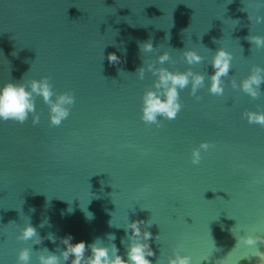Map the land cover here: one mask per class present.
<instances>
[{"label": "water", "instance_id": "obj_1", "mask_svg": "<svg viewBox=\"0 0 264 264\" xmlns=\"http://www.w3.org/2000/svg\"><path fill=\"white\" fill-rule=\"evenodd\" d=\"M257 16L264 0H0V86L47 76L76 101L59 127L39 97L38 125L0 121V264H16L24 247L32 264L45 248L59 255L69 234L72 243H115L126 258L123 226L135 220L152 221V264H166L177 246L194 264H259L237 240L264 235V128L241 116L264 111V84L252 100L227 83L264 67V49L247 39L264 36ZM146 42L153 53L141 51ZM219 47L234 57L224 96H210L206 80L199 100L190 86L180 93L175 120L141 122L155 79H137L144 60L168 51L163 66L185 71L180 52L194 49L204 61L192 70L211 75ZM110 53L121 62L110 64ZM201 142L214 147L194 166ZM28 222L41 244L16 239Z\"/></svg>", "mask_w": 264, "mask_h": 264}, {"label": "clouds", "instance_id": "obj_2", "mask_svg": "<svg viewBox=\"0 0 264 264\" xmlns=\"http://www.w3.org/2000/svg\"><path fill=\"white\" fill-rule=\"evenodd\" d=\"M255 19L257 24L264 23V16H257ZM247 39L256 50L264 49V36L252 35ZM140 48L143 53H153L155 50L151 42L143 43ZM180 53L183 62L189 66L185 71H171L163 66L172 60L168 51L157 55L153 62L144 60V66L136 70V77L139 80H143L146 73H150L155 78L151 88L146 90L141 98L140 120L145 125H155L159 128L162 120H175L183 107L180 93L189 86V96L197 100L200 99L197 93L205 87L206 80L207 93L210 96L222 97L225 94L226 78L233 67L234 57L231 52L219 47L213 53L210 61L213 70L211 75L192 70L191 66L204 61V57L198 51L187 48ZM107 59L113 65L121 62L120 57L115 53H110ZM227 83L231 84L232 89H238L252 100H257L262 94L260 86L264 84V67H253L249 75L239 83L234 78ZM37 97L48 106L49 124L53 127H59L69 117L70 109L76 102L74 94L70 91L57 94L47 76L39 80L30 79L27 82H8L0 86V121L24 124L31 117L32 125H38L40 118L36 114ZM241 116L249 125L264 128V111L245 110ZM212 147L214 145L208 142H201L194 147L191 150V164L198 166L202 160V152H207ZM86 218L90 220L94 216L92 213H86ZM151 225V220H135L123 226L129 241L126 258L119 254V248L115 243L107 246L99 238L91 244H86L83 240L72 243L73 237L69 234L61 240L64 248L59 255L45 248L38 255L37 264H152L149 258L155 253L148 241L153 239V235L147 230ZM43 226L41 224V227ZM109 226H115L112 220L109 221ZM107 238L112 241L116 239L114 234H108ZM16 239L21 242L31 241L32 245L42 243V238L38 236L36 228L30 222L19 229ZM48 239L55 242V237L51 234ZM155 239L159 241L160 236H156ZM237 243L254 249L250 257H256L259 264H264V252H261L258 247L259 244H264V235H245L240 237ZM86 253L90 254L86 255ZM32 255V248H21L16 256V264H32ZM166 264H194V262L190 255L182 254L181 248L177 246L166 258Z\"/></svg>", "mask_w": 264, "mask_h": 264}]
</instances>
